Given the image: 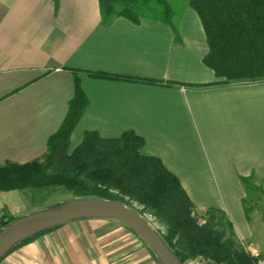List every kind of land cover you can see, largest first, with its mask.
<instances>
[{
  "label": "crops",
  "instance_id": "crops-1",
  "mask_svg": "<svg viewBox=\"0 0 264 264\" xmlns=\"http://www.w3.org/2000/svg\"><path fill=\"white\" fill-rule=\"evenodd\" d=\"M175 22L179 38L154 18L120 16L104 25L100 0H0V165L42 158L79 86L88 105L72 149L90 130L103 137L134 130L144 138L143 153L179 177L198 216L225 211L240 242L264 256L252 242L242 180L264 172V79L209 84L221 78L204 62L209 45L198 12L185 5ZM25 193L0 191V226L28 212ZM0 264L159 262L127 225L84 218L29 239Z\"/></svg>",
  "mask_w": 264,
  "mask_h": 264
},
{
  "label": "trees",
  "instance_id": "trees-1",
  "mask_svg": "<svg viewBox=\"0 0 264 264\" xmlns=\"http://www.w3.org/2000/svg\"><path fill=\"white\" fill-rule=\"evenodd\" d=\"M56 3L58 0H54ZM199 14L208 40L204 62L221 78L217 83L264 79V0H100L102 21L108 25L116 17L138 21L143 17L168 22L179 38L176 20L185 5ZM94 76L164 83L102 71ZM206 85V84H195ZM88 99L78 86L60 129L48 140L44 160L0 165V191L26 190L63 185L73 196H99L124 202L137 201L142 212H150L166 228L161 233L183 264L197 255L225 264H256L258 257L240 242L233 222L225 211L210 208L203 216L179 177L159 156L143 153L144 138L134 130L116 137L87 131L82 142L71 148V135L80 121ZM254 171L243 177L248 191L257 192ZM14 217L5 220L1 227ZM264 218V214H263ZM161 232V231H160ZM28 241V240H27Z\"/></svg>",
  "mask_w": 264,
  "mask_h": 264
},
{
  "label": "water",
  "instance_id": "water-1",
  "mask_svg": "<svg viewBox=\"0 0 264 264\" xmlns=\"http://www.w3.org/2000/svg\"><path fill=\"white\" fill-rule=\"evenodd\" d=\"M84 218L117 220L144 240L159 264H183L160 231L142 212L124 202L99 196H73L14 217L0 227V261L27 240Z\"/></svg>",
  "mask_w": 264,
  "mask_h": 264
},
{
  "label": "rangeland",
  "instance_id": "rangeland-1",
  "mask_svg": "<svg viewBox=\"0 0 264 264\" xmlns=\"http://www.w3.org/2000/svg\"><path fill=\"white\" fill-rule=\"evenodd\" d=\"M75 145L72 142V146ZM40 161L44 160V156L40 158ZM256 184L259 186V193L260 197L259 200L256 202L255 198L257 195V192L254 190L248 191V197H247V207L249 208L250 217H251V224L254 229L255 235L254 240L252 241L255 245H260L262 250L264 251V223H261L263 220V214H264V172H262L260 175L256 177ZM26 201L28 204V212H31L36 209H40L43 207H46L50 204H53L55 202L62 201L64 199L73 197V192L67 190L63 185H50L49 187H40L37 189H26ZM133 206L142 212L143 205L140 204L137 201L133 202ZM28 212H23L22 214H18L13 217H18L23 214H26ZM151 222L152 224L161 231L160 233H167V230L165 227H163L155 218L154 216L148 212L144 211L142 212ZM246 248V246H245ZM247 249V248H246ZM248 250V249H247ZM249 251V250H248ZM252 253V252H251ZM253 254V253H252ZM255 255V254H254ZM207 257L205 255H197L190 259H195L198 257ZM258 257V259L261 257L260 255H255ZM257 264V263H256Z\"/></svg>",
  "mask_w": 264,
  "mask_h": 264
},
{
  "label": "built area",
  "instance_id": "built-area-1",
  "mask_svg": "<svg viewBox=\"0 0 264 264\" xmlns=\"http://www.w3.org/2000/svg\"><path fill=\"white\" fill-rule=\"evenodd\" d=\"M1 227V226H0ZM185 264H225L223 262H218L208 257H198L195 259H188ZM257 264H264V256H261Z\"/></svg>",
  "mask_w": 264,
  "mask_h": 264
}]
</instances>
